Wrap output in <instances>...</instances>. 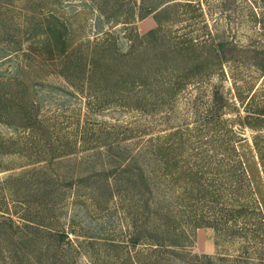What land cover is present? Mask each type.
Returning a JSON list of instances; mask_svg holds the SVG:
<instances>
[{
  "label": "rangeland",
  "instance_id": "374dc122",
  "mask_svg": "<svg viewBox=\"0 0 264 264\" xmlns=\"http://www.w3.org/2000/svg\"><path fill=\"white\" fill-rule=\"evenodd\" d=\"M191 1L202 8L213 38L233 43L232 49L225 46L229 54L249 55L251 46L264 51V0ZM141 2L0 0V99L1 106L6 98L14 99L6 107L15 110L6 116L0 109V264H118L126 260L125 250L115 247L130 230L126 202L113 198L106 185L114 181L117 160L112 154L117 151L107 152L103 143L109 138L99 135L98 127L130 125L142 140L179 126L192 128L195 100L209 98L215 85L228 100L225 117L243 114L232 95V80L216 75L188 85L173 102L146 106L145 112L127 107L126 100L101 106L103 91L94 105L89 100L97 96L90 94L98 88L89 92L87 85L82 89L64 80L57 57L65 51L85 54L100 39L113 36L124 50L131 33L144 34L156 26L153 13L138 17ZM246 75L253 76L250 84L263 82L257 73ZM10 77L15 80H4ZM24 111L40 122L28 126L20 115ZM234 128L240 133L238 155L264 212V175L252 131L240 125ZM135 138L123 144L132 145ZM64 149L72 152L47 160L52 151ZM141 163L149 174L157 169L152 162ZM56 230L66 232L79 248L66 250L53 235ZM239 247V241L218 235L211 227H198L190 246L178 254L233 257Z\"/></svg>",
  "mask_w": 264,
  "mask_h": 264
},
{
  "label": "trees",
  "instance_id": "16d2710c",
  "mask_svg": "<svg viewBox=\"0 0 264 264\" xmlns=\"http://www.w3.org/2000/svg\"><path fill=\"white\" fill-rule=\"evenodd\" d=\"M140 7L138 17L154 14V28L144 34L131 33L124 50L113 36L100 39L85 54L65 51L57 57L64 80L82 89L87 85L88 91L98 88L89 91L91 96L103 91L101 106L126 100L127 107L145 112L146 106L173 102L188 85L216 75L232 80V95L243 114L225 117L228 100L215 85L209 98L195 100L192 128L179 126L144 140L130 125L97 128L99 135L109 138L103 143L107 152L117 151L112 154L117 160L114 181L106 185L113 198L126 202L130 218L125 241L115 245L125 250L126 260L118 264H264V212L238 155L240 133L234 128L240 125L252 131L264 175V51L251 46L249 55L229 54L225 46L232 49L233 43L212 37L202 8L191 0H142ZM254 73L263 82L250 84L253 76L246 74ZM95 98L89 102L95 105ZM13 103L9 97L1 106L0 99L2 114L13 115L15 110L6 107ZM20 115L28 126L40 122L28 111ZM127 132L131 137H126ZM133 137L132 145L123 144ZM66 150L52 151L47 160L72 152ZM141 160L157 169L145 172ZM198 227H211L218 235L239 241L238 253L180 257L179 249L190 246ZM53 235L66 250L79 248L66 232L56 230ZM116 256L121 260V253Z\"/></svg>",
  "mask_w": 264,
  "mask_h": 264
}]
</instances>
